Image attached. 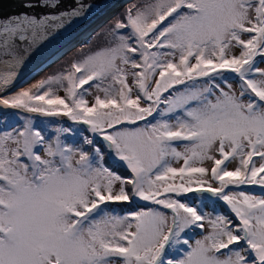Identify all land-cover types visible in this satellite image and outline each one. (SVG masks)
I'll use <instances>...</instances> for the list:
<instances>
[{
	"label": "snow or ice",
	"instance_id": "6c2138e0",
	"mask_svg": "<svg viewBox=\"0 0 264 264\" xmlns=\"http://www.w3.org/2000/svg\"><path fill=\"white\" fill-rule=\"evenodd\" d=\"M100 6L0 0V264H264V0L128 5L17 88Z\"/></svg>",
	"mask_w": 264,
	"mask_h": 264
},
{
	"label": "water",
	"instance_id": "95a60500",
	"mask_svg": "<svg viewBox=\"0 0 264 264\" xmlns=\"http://www.w3.org/2000/svg\"><path fill=\"white\" fill-rule=\"evenodd\" d=\"M120 1H122V0H108V2L105 3L104 0H100L101 6H100V10L98 12H96L93 15H91L85 21H81V22H78V23H74L72 26H70L62 34V36H61L60 39H58L57 41H55L52 44H50L42 52L38 53L37 55H34L28 61L27 65L23 69V71L21 73V76L23 74L27 73V72H30L31 70H33V71L36 70V72L31 77V79H33L36 76H38L39 74H41L43 71H45L46 69H48L49 67H51L56 61H58L59 59H61L66 53H68V52H70L71 50L74 49V47L77 44H74L71 47H68L66 50L62 51L57 57H53L60 50H62V48H64V46H66L76 35H78L79 34V31L81 29H83L84 27L88 26L91 22L96 21L106 11H108L109 9H111L115 4L119 3ZM130 1H132V0H126L124 3L121 4L120 8H122L126 3H129ZM5 11H12V9L7 4H5ZM109 18L110 17H108V19ZM108 19L105 20V23L109 21ZM105 23H102L101 25H104Z\"/></svg>",
	"mask_w": 264,
	"mask_h": 264
},
{
	"label": "rangeland",
	"instance_id": "374dc122",
	"mask_svg": "<svg viewBox=\"0 0 264 264\" xmlns=\"http://www.w3.org/2000/svg\"><path fill=\"white\" fill-rule=\"evenodd\" d=\"M126 0H122L120 1V4L124 3ZM143 0H135V4H139L141 3ZM125 6V5H124ZM123 6V7H124ZM122 8H116L113 12H111L108 16L110 17L108 20L110 21L111 18L113 19L114 16H116L122 9ZM120 9V10H119ZM117 12V13H116ZM116 13V14H115ZM107 16V17H108ZM120 16V15H118ZM104 18V20L102 19L101 21H99L98 23H96V25L94 26V28L92 30H96L98 28V26H100L102 23L105 22L106 18ZM119 18V17H118ZM107 20V21H108ZM105 23L104 25H102L96 32H94L92 35H90L91 31H88L86 34H81L80 36H78L71 45L67 46L64 50H66L68 47H71L74 44H77L73 50H71L70 52L66 53L61 59H59L58 61H56L51 67H49L48 69H46L45 71H43L41 74H39L38 76H36L35 78L31 79V77L33 76V74L36 72V70H31L30 74L22 81L20 82L17 86V88L19 87H26L29 86L32 82H34L37 79H40L42 76L51 74L53 72H55L57 69H59L60 67L64 66L65 64H67L68 62H70L72 59L74 58H78L80 57L83 53H86L89 48H94L97 46L99 41H96L95 37H99L97 36V33H101L102 30H104L106 27L110 26V22ZM94 30V31H95ZM90 35V36H89ZM89 36V37H88ZM54 57V56H53ZM264 66V65H262ZM33 71V72H32ZM31 79V80H30ZM28 83V84H27ZM26 84V85H25Z\"/></svg>",
	"mask_w": 264,
	"mask_h": 264
},
{
	"label": "bare ground",
	"instance_id": "6f19581e",
	"mask_svg": "<svg viewBox=\"0 0 264 264\" xmlns=\"http://www.w3.org/2000/svg\"><path fill=\"white\" fill-rule=\"evenodd\" d=\"M121 4L120 2L115 4L111 9H109L108 11H106L101 17H99L96 21L91 22L88 26L84 27L83 29H81L79 31V34L76 35L66 46H64V48H62V50H60L57 54L54 55V57H57L62 51H64V49L71 45L73 43V41L80 36L81 34H86L88 31H91L94 26L96 25V23H98L99 21H101L102 19L104 20L105 17H107L111 12H113L117 7L120 8ZM117 8V9H118ZM109 17V16H108ZM108 17L106 19H108ZM105 23V22H104ZM107 23V22H106ZM102 26V25H101ZM101 26H99L95 31L92 30V32L90 33V35H92L94 32H96ZM89 35V36H90ZM88 36V37H89ZM78 44V43H77ZM30 74V72H27L25 74H23L20 79L16 82V85H18L20 82H22L28 75Z\"/></svg>",
	"mask_w": 264,
	"mask_h": 264
},
{
	"label": "trees",
	"instance_id": "16d2710c",
	"mask_svg": "<svg viewBox=\"0 0 264 264\" xmlns=\"http://www.w3.org/2000/svg\"><path fill=\"white\" fill-rule=\"evenodd\" d=\"M143 2V1H142ZM141 2V3H142ZM135 3V0H132V1H130L129 3H127L124 7H123V9L113 18V19H111L109 22H110V26L109 27H111V25H112V23L114 22V20L115 19H117L118 17L119 18H122L123 17V15H124V12H125V8H126V6H128V5H131V4H134ZM118 15H120V16H118ZM95 39H96V41H99V37H95Z\"/></svg>",
	"mask_w": 264,
	"mask_h": 264
}]
</instances>
